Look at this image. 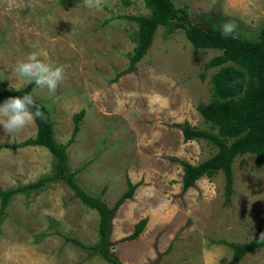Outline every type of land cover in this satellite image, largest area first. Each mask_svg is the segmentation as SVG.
<instances>
[{"label":"rangeland","instance_id":"rangeland-1","mask_svg":"<svg viewBox=\"0 0 264 264\" xmlns=\"http://www.w3.org/2000/svg\"><path fill=\"white\" fill-rule=\"evenodd\" d=\"M173 3L186 6L194 23L234 22L243 38L264 28V0ZM139 15H149L142 0H101L91 9L83 0H0V80L23 87L13 69L33 51L66 67L55 93L34 86L31 94L48 108L57 144L68 141L73 115L84 111L66 163L70 172L80 169L75 181L84 192L112 206L127 182L137 186L110 221V253L122 264H264V247L233 262L223 244L261 239L264 165L251 154L235 157L233 192L224 204L221 171L183 193L181 166L171 160L197 165L216 152L204 140L183 142L175 125L208 129L196 107L211 98V77L219 68L205 65L220 51L194 53L181 30L167 34L159 26L147 53L130 67L136 25L128 17ZM35 131V123L11 135L0 126V146ZM55 172V158L43 147H0L2 190ZM141 219L146 224L139 236L120 241ZM97 229L96 211L60 180L50 181L10 198L0 217V264H110L74 243L95 245Z\"/></svg>","mask_w":264,"mask_h":264},{"label":"trees","instance_id":"trees-1","mask_svg":"<svg viewBox=\"0 0 264 264\" xmlns=\"http://www.w3.org/2000/svg\"><path fill=\"white\" fill-rule=\"evenodd\" d=\"M142 1L149 15L128 17L136 25L133 39L135 47L129 57L130 67L147 53L159 26L164 27L167 34L181 30L191 43L194 53L199 49L220 51L219 55L205 65V68H219L211 77V98L207 103H200L196 107L208 129H194L186 122L175 125L181 131L183 142L204 140L215 147L216 152L197 165L175 158L171 160L178 161L181 166L183 193L193 187L199 178L212 177L221 171L224 176L223 203L226 204L233 192L232 163L235 157L251 154L257 166L264 165V28H261L254 38H243L238 35V38L233 39L221 35L219 24L215 26L191 22L186 6L175 7L173 0ZM34 86V84H25L18 89H12L0 80V104L9 97L31 93ZM36 103L45 113L46 119L35 120V135L21 142H12L0 147L12 150L33 146L43 147L55 158L56 172L27 185L7 190L0 189V217L3 216L13 195L38 190L50 181L60 180L83 205L98 214V242L87 246L74 241L76 246L88 250L91 254L99 255L110 264H122L110 253L111 245L108 240L110 221L118 207L132 197L137 186L127 182L126 191L112 206L106 205L100 196H91L84 192L75 181L80 169L70 172L66 167L67 148L73 143L79 131L84 111L81 110L73 115V128L68 141L65 144H57L48 108L40 101L36 100ZM145 224L146 219L138 221L134 225L133 233L121 238L120 241L136 239ZM223 244L231 249V260L237 262L247 253L264 247V240L254 237L244 244L227 242Z\"/></svg>","mask_w":264,"mask_h":264},{"label":"clouds","instance_id":"clouds-1","mask_svg":"<svg viewBox=\"0 0 264 264\" xmlns=\"http://www.w3.org/2000/svg\"><path fill=\"white\" fill-rule=\"evenodd\" d=\"M83 3L91 9L99 7L101 0H83ZM220 32L222 36L233 39L239 35L238 26L234 22L224 23ZM42 55L38 51L29 53L25 59L17 62L13 71L26 84H34L37 88H46L49 93H55L66 77V67L47 63L40 58ZM37 118L46 119L45 113L31 93L9 97L0 104V126L9 135L22 132ZM261 239H264V233L261 234Z\"/></svg>","mask_w":264,"mask_h":264}]
</instances>
